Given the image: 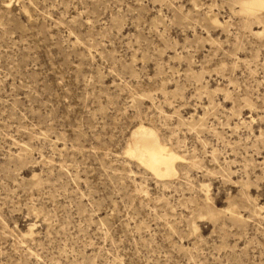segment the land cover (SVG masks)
<instances>
[{
  "label": "rangeland",
  "instance_id": "1",
  "mask_svg": "<svg viewBox=\"0 0 264 264\" xmlns=\"http://www.w3.org/2000/svg\"><path fill=\"white\" fill-rule=\"evenodd\" d=\"M240 2L0 0V264H264V25ZM141 125L175 178L127 157Z\"/></svg>",
  "mask_w": 264,
  "mask_h": 264
},
{
  "label": "bare ground",
  "instance_id": "2",
  "mask_svg": "<svg viewBox=\"0 0 264 264\" xmlns=\"http://www.w3.org/2000/svg\"><path fill=\"white\" fill-rule=\"evenodd\" d=\"M239 7L241 14L256 18L264 25V0H241ZM125 153L127 157L150 171L155 178L165 181L177 176V162L185 159L161 143L154 132H146L142 125L131 134V143L126 147Z\"/></svg>",
  "mask_w": 264,
  "mask_h": 264
}]
</instances>
